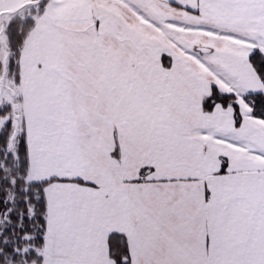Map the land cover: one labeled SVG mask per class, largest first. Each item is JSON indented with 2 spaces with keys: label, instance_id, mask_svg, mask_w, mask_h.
<instances>
[{
  "label": "snow or ice",
  "instance_id": "obj_1",
  "mask_svg": "<svg viewBox=\"0 0 264 264\" xmlns=\"http://www.w3.org/2000/svg\"><path fill=\"white\" fill-rule=\"evenodd\" d=\"M0 264H264V0H0Z\"/></svg>",
  "mask_w": 264,
  "mask_h": 264
}]
</instances>
